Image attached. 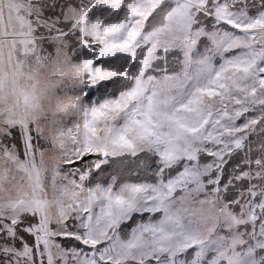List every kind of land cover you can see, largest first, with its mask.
<instances>
[{
	"label": "snow or ice",
	"instance_id": "snow-or-ice-1",
	"mask_svg": "<svg viewBox=\"0 0 264 264\" xmlns=\"http://www.w3.org/2000/svg\"><path fill=\"white\" fill-rule=\"evenodd\" d=\"M0 264H264V0H0Z\"/></svg>",
	"mask_w": 264,
	"mask_h": 264
},
{
	"label": "rangeland",
	"instance_id": "rangeland-1",
	"mask_svg": "<svg viewBox=\"0 0 264 264\" xmlns=\"http://www.w3.org/2000/svg\"><path fill=\"white\" fill-rule=\"evenodd\" d=\"M4 20H5V22H7V12H5V14H4Z\"/></svg>",
	"mask_w": 264,
	"mask_h": 264
}]
</instances>
